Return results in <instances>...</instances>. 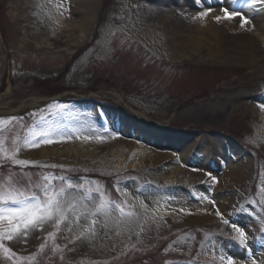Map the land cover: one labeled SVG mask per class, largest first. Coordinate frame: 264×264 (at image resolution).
I'll list each match as a JSON object with an SVG mask.
<instances>
[{
  "label": "rangeland",
  "instance_id": "374dc122",
  "mask_svg": "<svg viewBox=\"0 0 264 264\" xmlns=\"http://www.w3.org/2000/svg\"><path fill=\"white\" fill-rule=\"evenodd\" d=\"M51 1L0 0V212L34 202L19 220L0 224V264H225L224 252L239 247L232 231L247 214L260 221L264 233V50L259 39L240 37L244 49L239 53L186 48L169 61L158 43L170 39L168 31L135 25L140 14L158 20L149 0H94L92 11L68 0L52 7ZM158 5L168 13L180 7L175 0ZM68 15L86 17V28L79 32L75 22L65 24ZM180 34L186 43L187 33ZM52 91L59 93L47 95ZM81 97L109 106L74 100ZM93 107L105 115H99L101 128L79 133V114ZM123 117L145 128L156 121L173 142L195 140L196 150L203 147L215 176L207 185L210 194L226 162L248 158L251 167L243 183L222 192L231 200L228 208L201 225L181 214L172 219L135 211L124 189L141 196L171 191L173 184L159 178L165 171L149 165L121 168L114 157L95 150ZM63 134L81 135L75 147L81 155L21 156L25 146ZM199 158L196 152L183 166L196 168ZM103 216L111 217L105 229ZM95 228L104 229L106 239L98 249L85 241H92ZM259 243L253 241L252 247Z\"/></svg>",
  "mask_w": 264,
  "mask_h": 264
},
{
  "label": "bare ground",
  "instance_id": "6f19581e",
  "mask_svg": "<svg viewBox=\"0 0 264 264\" xmlns=\"http://www.w3.org/2000/svg\"><path fill=\"white\" fill-rule=\"evenodd\" d=\"M68 1L84 11L94 9V0ZM162 1L165 0H149L150 8L155 10L158 20H146L147 16L140 14L142 18H137L135 25L137 26L138 23L149 24L168 31L170 39L162 38L158 43L164 46L162 53L169 61L176 60L180 51H184L186 48H195V50H201L207 54L211 52L239 53L244 49L239 42L243 35L258 38V46L264 50V38L261 37V33L264 34V0H175L180 4V7L169 13L166 8L158 5ZM57 2L58 0L51 1V6L55 7ZM86 20V17L76 19L68 15L63 19V22L65 24L75 22L77 30L82 32L87 26ZM183 32L187 33L189 37L186 43L183 40L184 35L180 34ZM209 39L212 43L209 42ZM227 40L230 43H227ZM167 49H170L171 52H167ZM19 108H24V106ZM82 111L84 112L80 113L78 117L80 118L77 130L79 133H82L83 128H101L99 119L102 117H99L95 107ZM136 113L141 114L138 111ZM154 124L156 127H161V124L156 121ZM80 136L77 135L75 138L69 134H63L57 140L55 138L58 136H55L52 142H46V140L32 146L27 145L21 151V156L49 157L60 151L64 155H81L82 153L75 148L79 145L77 141L80 140ZM140 137L143 142H139ZM149 142L150 144H148ZM174 143L177 146H174ZM95 150L108 157H114L115 163L121 168L130 167L142 170L143 167L149 165L152 168L165 171L159 175V178L173 184L171 191L155 193L151 191L136 196L132 190H123L124 197L133 205L135 211L139 213L147 211L156 217L172 219L181 214L186 221L198 225L211 223L228 208L231 200L229 197H224L226 195L221 196L222 192L227 185L243 183L248 168L251 167L248 158H231L216 178L215 188L210 194L207 191V185L211 180L214 181L215 176L212 166L206 162L207 151L203 147L196 150L195 140L193 142L185 140L173 142L172 138L163 136L154 128L142 127L140 124H134L132 119L124 117L121 119L119 127H111L107 131V136L100 138ZM196 152L200 157L198 166L196 168L184 167V164L192 161ZM87 154L92 155L91 152H87ZM130 155H133L134 158L125 164ZM215 155L220 156L221 160L225 159L222 151H217ZM190 193L194 194L189 195ZM33 205L34 202H29L26 207L5 209L0 213V224L5 221L19 220L23 213ZM103 217L105 229L111 217ZM104 229L101 231L95 228L92 232L94 238H92V234L89 235V238L95 242L94 246H90L93 245V242L89 241L91 239H85L86 242L88 241L89 247L95 249L104 247L106 243ZM262 230L260 221L250 213L242 221H239L232 231L233 242L239 244V247L235 248L232 245L224 252L225 264H264V233ZM259 235H262L261 239ZM30 236V238H25L26 243L31 241L32 235ZM255 240L260 242L258 248L252 247V242ZM14 243H19L18 239ZM237 253L241 256H235Z\"/></svg>",
  "mask_w": 264,
  "mask_h": 264
}]
</instances>
